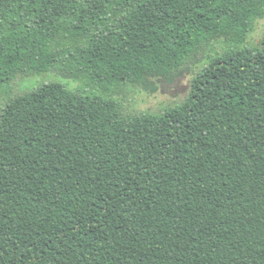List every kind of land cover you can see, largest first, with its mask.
Returning a JSON list of instances; mask_svg holds the SVG:
<instances>
[{"label":"trees","instance_id":"trees-1","mask_svg":"<svg viewBox=\"0 0 264 264\" xmlns=\"http://www.w3.org/2000/svg\"><path fill=\"white\" fill-rule=\"evenodd\" d=\"M264 0H0V264H264ZM179 104L127 114L215 41ZM59 76L13 95L18 77Z\"/></svg>","mask_w":264,"mask_h":264},{"label":"rangeland","instance_id":"rangeland-1","mask_svg":"<svg viewBox=\"0 0 264 264\" xmlns=\"http://www.w3.org/2000/svg\"><path fill=\"white\" fill-rule=\"evenodd\" d=\"M264 33V20H258L255 24L254 31L249 35L247 44L249 46L256 45L262 34ZM226 44L222 40H218L210 44V46L191 62L187 63L179 75L172 81L152 80L154 91L143 90L140 87L125 86L122 94L118 96L122 109L127 114L154 113L160 114L166 108L181 103L189 93V84L191 79L196 75L198 70L206 65V57L214 52H221ZM56 80L62 84H66V80L57 76L42 77H18L12 85V94L17 95L27 91L31 86ZM70 88H80V84L67 82ZM66 84V85H67ZM4 101L0 100V107Z\"/></svg>","mask_w":264,"mask_h":264}]
</instances>
